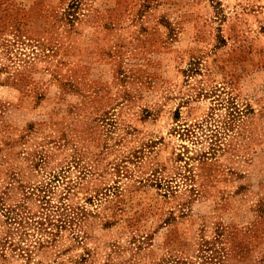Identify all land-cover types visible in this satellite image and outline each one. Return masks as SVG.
I'll list each match as a JSON object with an SVG mask.
<instances>
[{
  "label": "rangeland",
  "instance_id": "obj_1",
  "mask_svg": "<svg viewBox=\"0 0 264 264\" xmlns=\"http://www.w3.org/2000/svg\"><path fill=\"white\" fill-rule=\"evenodd\" d=\"M0 264H264V0H0Z\"/></svg>",
  "mask_w": 264,
  "mask_h": 264
}]
</instances>
